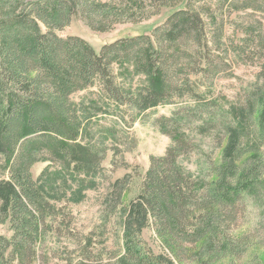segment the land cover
<instances>
[{"label":"trees","instance_id":"16d2710c","mask_svg":"<svg viewBox=\"0 0 264 264\" xmlns=\"http://www.w3.org/2000/svg\"><path fill=\"white\" fill-rule=\"evenodd\" d=\"M252 1L259 2L0 0V225L9 223L13 233L10 239L0 236V264H35L48 233L60 231L54 227L57 191L50 178L43 181L49 169L35 181L34 163L63 166L69 176L63 182L72 193V186L80 193L89 190L108 150L116 156L119 146L131 151L136 145L131 125L162 105L183 107L158 120L172 143L164 156L151 157L139 198L120 208L122 250L107 261L93 260L86 251L77 261L71 251L66 264H218L227 258L237 263L247 238L234 236L227 225L237 219L244 199L264 192V83L251 107L242 108L244 117L231 111L224 122L234 137L222 165L211 166L207 184L181 169L189 144L173 128L188 114L206 124L224 118L225 108L203 98L205 81L230 56L245 55L246 40L224 41L225 15L234 25L232 15L258 9ZM179 4L184 8L151 35L121 39L99 52L80 37L55 34L74 18L106 32ZM219 16L222 25L215 32ZM185 97L184 105L176 102ZM245 153L252 156L239 164ZM149 227L170 255L151 248L143 235Z\"/></svg>","mask_w":264,"mask_h":264},{"label":"rangeland","instance_id":"374dc122","mask_svg":"<svg viewBox=\"0 0 264 264\" xmlns=\"http://www.w3.org/2000/svg\"><path fill=\"white\" fill-rule=\"evenodd\" d=\"M254 3L259 6L254 13L252 9H247L241 17H235L236 14L231 16L236 21L234 25L228 23L230 16L225 15L224 41L230 44L232 41L242 43L246 40L245 55L230 56L228 64L213 68L210 77L205 81L206 93L203 98L208 101L215 100L225 108L224 118H219L216 123L206 124L199 118H189L188 114V118L173 128L180 130L181 137L189 144L188 153L180 160L181 169L198 182L206 180L207 184L211 166L222 165L224 154L229 149V140L234 137L224 127L231 111H236L237 118L244 117L243 109L247 111L244 105L251 107L257 88L264 83V2L259 0ZM183 8L182 4L163 8L150 19L140 23L125 22L106 32L95 31L81 19L74 18L67 27L56 30L55 34L61 38L80 37L99 52L104 45L121 39L151 35L156 27ZM220 20L219 16L217 26H214L215 32L222 25ZM244 27L249 33L242 31ZM42 30L46 32L44 27ZM187 101V97L176 100L183 105ZM181 107L183 106L162 105L141 113L138 120L131 125L132 136L136 139L135 147L126 151L124 146H119L122 152L117 156L115 151L109 149L102 162L96 185L82 193L73 186L72 193L69 191L70 183L64 184V176H69L63 166L45 160L32 165L31 173L35 181L47 167L49 169L43 181L50 178L53 190L57 191L55 197L59 215L53 226L55 230L60 228L59 233H52L54 229L48 233L45 243L39 248V261L35 264H66L65 258L71 251L75 252L77 261L83 259L84 251L91 253L93 260L102 258L107 261L115 252L122 250V231L117 224L121 219V209L124 210V206H129L139 198L151 157L164 156L172 143L171 138L163 134V126L158 120L171 117ZM252 121L250 118L247 120L251 130ZM247 150L250 149H246V152ZM251 156L252 154L245 153L239 164ZM117 182L120 184L116 185ZM238 210L237 219L229 221L227 225L234 228V236L247 238L245 252L235 260L236 264H264V192L256 199H244ZM231 211L229 209L226 212L228 216L232 215ZM12 235L9 223L0 225V236L10 239ZM143 235L157 254L170 255L152 227L144 230ZM89 238L91 242L86 244ZM218 264L230 262L227 258Z\"/></svg>","mask_w":264,"mask_h":264}]
</instances>
